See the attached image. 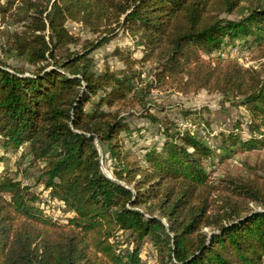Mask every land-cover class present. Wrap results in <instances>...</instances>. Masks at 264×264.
<instances>
[{
  "label": "trees",
  "instance_id": "obj_1",
  "mask_svg": "<svg viewBox=\"0 0 264 264\" xmlns=\"http://www.w3.org/2000/svg\"><path fill=\"white\" fill-rule=\"evenodd\" d=\"M119 31L133 40L112 52L121 68L96 71L91 53ZM236 44L264 57V0H0V150L62 209L0 175V264H147L146 242L155 264H264V164L215 174L264 148V62L213 55ZM153 90L216 93L247 118L211 135L208 107L180 109L184 126ZM135 107L158 125L140 158Z\"/></svg>",
  "mask_w": 264,
  "mask_h": 264
},
{
  "label": "rangeland",
  "instance_id": "obj_2",
  "mask_svg": "<svg viewBox=\"0 0 264 264\" xmlns=\"http://www.w3.org/2000/svg\"><path fill=\"white\" fill-rule=\"evenodd\" d=\"M66 26L68 29L76 32L80 35L81 40L84 39H93L94 36L91 35L86 29H84L80 24L74 22H67ZM133 40L130 37L119 31L118 34L108 43L98 47L95 49L91 56L94 60V68L96 71H100L106 64L112 67L113 69L121 68L122 64L117 60L115 56H112V52L115 48H123V47H133ZM214 57L218 55L213 54ZM134 57H139L140 52L136 51L133 55ZM248 60L257 61L258 58V50L255 47H251L250 52L247 56ZM263 67L264 72V64L260 65ZM144 74L151 75L149 67H145L143 70ZM151 95L156 99L157 103L163 107L167 115L175 122H180L182 125L186 126L184 122H182V118L180 117L179 110L180 109H198L200 107L206 106L209 108L208 111H203V116L209 122V128L211 130V135H216L220 129L228 128L232 122L240 119L244 121L247 118L246 111L243 107H235L229 106V104L221 105V97L216 93H207L205 90H201L197 93H187L181 94L176 92H171L170 90H153ZM129 112L127 116V120L130 125L134 128H142L140 134L136 135V144L129 145L134 153L140 158V148L144 145L150 144L152 141L158 140L159 137L157 135L158 125L152 124L146 117L141 116L140 107L129 108L127 110ZM158 117H161L162 114L160 112L157 113ZM216 133H213V131ZM243 135L246 136V125L242 124ZM155 139V140H154ZM211 142L215 141V138H210ZM3 155V156H2ZM0 175L6 173L10 176H14L16 179L22 180L24 184H28L31 186V190L39 193L40 201L39 204L45 210V213H49L52 216L61 215L62 209L60 208L57 201L50 199L42 186L40 184L35 183V169L27 168L26 159L21 160L19 153L17 152H6L3 153L0 150ZM233 158V159H232ZM231 159H227L226 161L220 163L215 168V174L221 173H243L245 171L244 162L248 164H264V148L253 150L249 152H245L243 154H237ZM102 169L107 173V169L104 165H102ZM62 217V216H61ZM61 219V218H60ZM63 219V217H62ZM126 239L124 236L119 237V240ZM131 246L127 241L121 246V248H125ZM142 260L147 264H155V255L151 251V246L148 242L143 245V249L141 252Z\"/></svg>",
  "mask_w": 264,
  "mask_h": 264
},
{
  "label": "built area",
  "instance_id": "obj_3",
  "mask_svg": "<svg viewBox=\"0 0 264 264\" xmlns=\"http://www.w3.org/2000/svg\"><path fill=\"white\" fill-rule=\"evenodd\" d=\"M250 52V49H246L245 47H242L239 44L233 45L229 48H227L226 51H219L216 52V54L222 58H232L236 59L241 65L245 67H252V68H258L260 63L264 62V57L257 59V61H251L247 59V56ZM213 133H216L214 130Z\"/></svg>",
  "mask_w": 264,
  "mask_h": 264
},
{
  "label": "water",
  "instance_id": "obj_4",
  "mask_svg": "<svg viewBox=\"0 0 264 264\" xmlns=\"http://www.w3.org/2000/svg\"><path fill=\"white\" fill-rule=\"evenodd\" d=\"M98 145V144H97ZM103 172H105L104 170H103Z\"/></svg>",
  "mask_w": 264,
  "mask_h": 264
}]
</instances>
